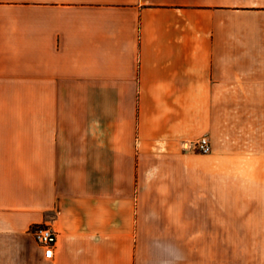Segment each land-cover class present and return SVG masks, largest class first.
<instances>
[{"label": "crops", "instance_id": "crops-1", "mask_svg": "<svg viewBox=\"0 0 264 264\" xmlns=\"http://www.w3.org/2000/svg\"><path fill=\"white\" fill-rule=\"evenodd\" d=\"M222 231L264 264V0H0V264H221Z\"/></svg>", "mask_w": 264, "mask_h": 264}, {"label": "built area", "instance_id": "built-area-1", "mask_svg": "<svg viewBox=\"0 0 264 264\" xmlns=\"http://www.w3.org/2000/svg\"><path fill=\"white\" fill-rule=\"evenodd\" d=\"M189 143L193 148L202 153H209L212 150L211 140L207 134ZM32 232L37 242L44 248L45 257L52 258L58 241V231L51 224L43 223L34 225Z\"/></svg>", "mask_w": 264, "mask_h": 264}, {"label": "rangeland", "instance_id": "rangeland-1", "mask_svg": "<svg viewBox=\"0 0 264 264\" xmlns=\"http://www.w3.org/2000/svg\"><path fill=\"white\" fill-rule=\"evenodd\" d=\"M223 233L224 231H222L221 236V264H247L248 254L245 253V247L248 244H260L262 239L227 236L223 235Z\"/></svg>", "mask_w": 264, "mask_h": 264}]
</instances>
